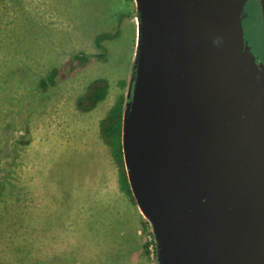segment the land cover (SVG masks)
Masks as SVG:
<instances>
[{
	"label": "water",
	"instance_id": "water-1",
	"mask_svg": "<svg viewBox=\"0 0 264 264\" xmlns=\"http://www.w3.org/2000/svg\"><path fill=\"white\" fill-rule=\"evenodd\" d=\"M136 1L123 151L159 264H264V69L248 0Z\"/></svg>",
	"mask_w": 264,
	"mask_h": 264
},
{
	"label": "rangeland",
	"instance_id": "rangeland-1",
	"mask_svg": "<svg viewBox=\"0 0 264 264\" xmlns=\"http://www.w3.org/2000/svg\"><path fill=\"white\" fill-rule=\"evenodd\" d=\"M252 4L245 30L264 62L262 13L258 1ZM138 13L136 0H0V264H159L157 247H149L150 227L143 225L149 226L148 217L136 204L112 209L108 224L94 219V236H52L51 225L56 190L69 173L77 176L70 157L90 159V146L95 150L101 138V118L120 94L128 104ZM101 33L112 37L99 47L95 38ZM75 53L87 54V60H75ZM54 68L56 81L43 90L40 80ZM100 77L109 82L106 98L81 111L79 98ZM103 151L114 162L109 146ZM115 167V175H108L114 182L106 177L109 195L124 204L129 198L116 188ZM87 174L90 180L92 170ZM124 220L129 227L140 220L135 243L133 236L117 235Z\"/></svg>",
	"mask_w": 264,
	"mask_h": 264
},
{
	"label": "crops",
	"instance_id": "crops-1",
	"mask_svg": "<svg viewBox=\"0 0 264 264\" xmlns=\"http://www.w3.org/2000/svg\"><path fill=\"white\" fill-rule=\"evenodd\" d=\"M96 134L97 132L95 131L92 134L94 135L93 137ZM96 142L98 143V147L92 144L96 148L95 150L90 146V152L93 153L90 159L84 154H75L69 159V166L71 170L76 172L77 176L69 173L70 170L68 175L71 177H68L67 180L63 179V184L60 181L58 185L61 186L62 184L63 186L56 190L55 200L52 201L50 206L53 210L54 217L51 224L53 225L52 236H56V232H58V236H94L92 233L94 231H92L91 227L96 224L92 223L93 220L97 219L98 223L105 222L108 224L111 221V216L115 212L112 209L131 208L133 204H136L138 212L141 214L138 204L127 194L129 201L127 200L124 201V204L118 203L117 205V201L113 200L109 195L106 177L108 179L110 173L115 175L116 167L110 154L103 151L107 149L108 145L102 138ZM90 170H92V174H90L89 180L87 171ZM95 172L99 173L101 177L95 176ZM108 180L113 181L112 179ZM116 188L121 190L120 184L119 187L116 185ZM96 192L99 193L98 200H88ZM120 217L121 213L118 215V218ZM116 229H118V236H133L135 243V238L138 239L140 237V220L131 227L127 226V222L125 221L124 226L116 225Z\"/></svg>",
	"mask_w": 264,
	"mask_h": 264
},
{
	"label": "trees",
	"instance_id": "trees-1",
	"mask_svg": "<svg viewBox=\"0 0 264 264\" xmlns=\"http://www.w3.org/2000/svg\"><path fill=\"white\" fill-rule=\"evenodd\" d=\"M137 15L139 16V13ZM110 37H112V34L110 33L98 34L95 38L96 45L101 47L102 41ZM74 58L83 63L87 60V54L75 53ZM58 72V68H54L40 80V86L43 90H46L49 85L55 83ZM108 91L109 82L106 78L100 77L94 79L87 86L85 93L79 98L77 104L78 108L81 111H89L93 109L99 104V102L106 98ZM126 107V97L124 94H120L108 110L107 114L100 121V136L110 148L111 155L117 166L121 189L135 203H137V199L131 188L123 151V127ZM143 225L144 229L149 227L147 222ZM145 247L146 251H148L147 245H145Z\"/></svg>",
	"mask_w": 264,
	"mask_h": 264
},
{
	"label": "flooded vegetation",
	"instance_id": "flooded-vegetation-1",
	"mask_svg": "<svg viewBox=\"0 0 264 264\" xmlns=\"http://www.w3.org/2000/svg\"><path fill=\"white\" fill-rule=\"evenodd\" d=\"M251 1H252V0H251ZM251 1H250V0L247 1L246 5H245V8H244V12H243V25H244V30H245V20L249 17V13H247V8L249 9V11L253 8V4L250 5V2H251ZM256 1H258V3H259V0H256ZM248 3H249V4H248ZM258 5H259V7H260V3H259ZM254 6H255V5H254ZM260 9H261V7H260ZM245 33H246V30H245ZM246 37H247V33H246ZM247 40H248L249 44L252 46L253 52H254V54L256 55V61H257L258 65H259L262 69H264V62H261V61L259 60V57H258V55H257V53H256V51H255V49H254V47H253V41L250 40L248 37H247ZM132 86H133V85H132ZM131 90H132V87H131Z\"/></svg>",
	"mask_w": 264,
	"mask_h": 264
},
{
	"label": "built area",
	"instance_id": "built-area-1",
	"mask_svg": "<svg viewBox=\"0 0 264 264\" xmlns=\"http://www.w3.org/2000/svg\"><path fill=\"white\" fill-rule=\"evenodd\" d=\"M137 3V1H136ZM149 227H150V235H149V239H150V249H152L153 251L155 250V248L157 247L158 249V243H157V239L155 236V231H154V227L152 222L149 220Z\"/></svg>",
	"mask_w": 264,
	"mask_h": 264
},
{
	"label": "bare ground",
	"instance_id": "bare-ground-1",
	"mask_svg": "<svg viewBox=\"0 0 264 264\" xmlns=\"http://www.w3.org/2000/svg\"><path fill=\"white\" fill-rule=\"evenodd\" d=\"M138 34H139V27H138ZM139 206H140V205H139ZM140 208H141V211H142L143 213H145L141 206H140Z\"/></svg>",
	"mask_w": 264,
	"mask_h": 264
}]
</instances>
